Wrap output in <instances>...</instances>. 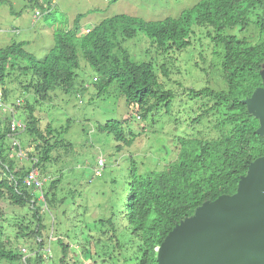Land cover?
Here are the masks:
<instances>
[{"label": "trees", "instance_id": "16d2710c", "mask_svg": "<svg viewBox=\"0 0 264 264\" xmlns=\"http://www.w3.org/2000/svg\"><path fill=\"white\" fill-rule=\"evenodd\" d=\"M80 17L77 14L69 28L53 32V44L40 59L25 51L22 42L0 48V94L5 100L8 97L9 88L4 86L7 80L9 84L17 82L24 98L23 124L19 126L22 131L13 134L24 131L33 142L27 152L28 164L18 165L17 158L10 155L12 146L6 143L11 132L9 116L0 115V201L7 200L19 209L30 210L34 222L31 228L20 220L10 227L14 238L26 236L32 240L34 237L38 245L32 256L25 255L18 249L19 242L15 247L10 246L0 224V262L43 264L47 257L42 256L41 232L48 227L41 218V204L43 211L60 204L64 207L67 194L74 197L80 184L78 178L71 177L74 166L69 165L75 163L74 157L70 162L61 157V150L66 155L73 149L71 141L63 137L71 121L67 119L65 125L53 126L46 120L41 128L40 117L34 114L35 104L50 101L51 91L56 88L63 93L78 94L84 88V81L78 79L79 70L90 68L93 71L90 82L97 95L115 84L125 100L128 110L125 118L109 119L95 127L98 132L112 135L117 141L115 151L120 154L121 145H129L134 137L129 133V138H125L122 123L132 116L152 117L162 107L167 112L176 97L159 81L153 55L160 56L162 61L157 69L168 76L167 64L172 58L169 54L188 48L194 28L200 27L214 45H222L219 69L225 88L203 86L188 90L191 97L205 99L191 122H201L209 115V133L183 131L172 146L174 159L160 168L141 172L129 158L122 177L112 179L116 185L121 183L122 189L107 201L109 214L91 220L92 226L98 227L99 236L117 246L121 245L120 237L124 234L119 226L129 230L128 243H134V248L127 260L132 264H157L155 248L166 234L181 220L194 215L202 203L233 194L240 179L247 174L248 165L264 156V134L258 132L259 116L244 103L257 89L264 88V0H199L176 17L166 16L155 21L116 14L87 28V32H80ZM249 26L256 30L253 42L242 35ZM137 32L143 36L146 50L152 53L149 61L132 58L123 47ZM21 76L23 80H19ZM13 146L17 148L15 143ZM60 157L61 173L49 170L47 164L52 165ZM31 171L37 174L35 181L27 182ZM64 171L71 177L67 178L71 186L65 195H59ZM54 219L49 223L50 228H54ZM62 240L57 238L61 246L59 264H75L65 259L68 245ZM86 242L92 243L88 237ZM75 246L80 244L76 242Z\"/></svg>", "mask_w": 264, "mask_h": 264}, {"label": "rangeland", "instance_id": "374dc122", "mask_svg": "<svg viewBox=\"0 0 264 264\" xmlns=\"http://www.w3.org/2000/svg\"><path fill=\"white\" fill-rule=\"evenodd\" d=\"M51 1L2 0L0 48H5L12 42H22L25 51L40 59L53 44V32L69 28L77 14L81 15L78 21L80 32H87L88 29L85 27L94 26L116 14L137 16L148 21L163 19L166 16L176 17L182 10L191 7L199 0H55V3L47 9L45 5ZM35 11L41 14L37 19L34 15ZM194 30L195 34L188 48L169 54L172 58L167 64L168 76H163L157 69L162 61L160 56L153 55L154 71L159 81L165 88L173 91L176 97L167 107V112L162 107L152 117L149 115L145 119H137L136 116H132L126 123H122L121 129L125 133V138H129V133L134 137L129 145H121L120 154L115 151L117 141L112 135L98 132L95 127L98 123L102 124L109 119L125 118L128 114L125 100L115 84H111L103 94L97 95L94 85L90 82L93 74L90 68L81 67L79 70L78 79L84 81V88L78 94L63 93L61 89L56 88L51 91L50 101L35 104L34 114L40 117L41 128L46 120L53 126L65 125L67 119L71 121L63 137L71 141L73 149L66 155L61 150V157L65 162H70L72 156L74 157L76 164L69 165L74 166L71 177L78 178L76 180L80 182L76 186L74 197L67 194L65 204L62 205L64 207L61 208L60 204L56 208L43 211L44 206L41 204V218L48 227L41 232L44 253L42 256L47 257L43 264H59L61 246L57 243V238H62V241L68 245L65 259H70L75 264H132L127 260L134 248V243H128L129 230L126 231L123 226H119L124 234L120 237L121 245L117 246L114 243H106L103 237L99 236L98 227L92 226L91 220L109 214L107 201L119 194V188L122 189L121 183L116 185L112 183V179L119 180L122 177L129 164V158L133 159L141 172L160 168L164 163L174 159L175 151L172 146L175 139L183 135V131L191 134H196L197 131L209 133L210 124L207 119L211 118L209 115L201 122H191L199 113L205 99L191 97L188 90L203 86L216 90L225 88L219 69L222 45H214L206 36L204 29L195 27ZM242 35L253 42L256 30L249 26L248 31ZM123 47L136 60L149 61L152 58V53L146 50V43H143V36L139 32L135 37L126 40ZM262 77L264 82V69ZM23 79L24 77L21 76L19 80ZM16 83L9 84L5 80L4 86L9 88V95L5 101L14 108L12 103L16 98H20L21 103L14 110L16 119L22 122L24 98ZM48 93L50 94V91ZM0 115L4 117L7 114L0 109ZM42 116L45 118L42 119ZM13 138L26 152L33 146L32 138L22 132L10 138L11 141H6L12 146L10 155L17 158L18 165L28 164L27 154L23 160L16 154ZM61 157L58 161H52V165L48 163V169L61 173ZM101 159L104 160L105 165L100 170L101 175H98L96 169L99 167L98 160ZM32 174L34 178L37 175ZM68 175L69 173L64 171V178L59 184V195H65V191L71 186L68 182L70 180L67 179ZM30 180L27 179L29 182ZM52 217L55 218L54 228L49 227ZM16 220L28 224L30 228L34 224L30 210L19 209L7 200L0 201V224L4 226L3 233L8 236L10 246L15 247L19 242L20 252L24 251L25 255L32 256L38 249L37 238L33 237L32 240L26 236L14 238V231L10 225ZM86 237L92 243L86 242ZM76 242L80 244L79 247L75 246ZM0 264L6 263L0 262Z\"/></svg>", "mask_w": 264, "mask_h": 264}, {"label": "water", "instance_id": "95a60500", "mask_svg": "<svg viewBox=\"0 0 264 264\" xmlns=\"http://www.w3.org/2000/svg\"><path fill=\"white\" fill-rule=\"evenodd\" d=\"M244 103L264 134V88ZM155 249L157 264H264V156L248 165L233 194L202 203Z\"/></svg>", "mask_w": 264, "mask_h": 264}, {"label": "bare ground", "instance_id": "6f19581e", "mask_svg": "<svg viewBox=\"0 0 264 264\" xmlns=\"http://www.w3.org/2000/svg\"><path fill=\"white\" fill-rule=\"evenodd\" d=\"M53 3H55V0H52L51 3H48L47 5H45V7H46L47 9H49L50 6H51ZM47 6H48V7H47ZM38 11H40V10H38ZM38 11H35V12H34V15H35L36 12H38ZM20 101H21L20 98H16L15 101H14V103H12V105L15 106V105L19 104ZM14 108H15V107H14ZM14 108H13L10 104L6 103L5 99H4V98L2 97V95L0 94V109H1V111H2L3 113H6V114L9 116V120H10V122H9V127H11L10 125H11L12 122H14L15 125H16L15 130H14V131H11L10 134H9V137H10V138H12L13 136H15V134H13V133H16V132L22 131V129H19V126H21V125L23 124L22 122H20L19 120L16 119ZM10 130H11V128H10ZM23 132H24V131H23ZM20 133H22V132H20ZM13 140H14V138H13ZM14 143L17 145V148H16V152H17V153H16V154L18 155L19 158L24 159V156H25V154H27L28 151L26 152V150H24V149L21 147V145H20L16 140H14ZM24 151H25L26 153H25ZM99 161H101V163H99ZM98 166H99V167L96 169V173L98 172L97 174L100 173L101 168L104 166V160H103V159L98 160Z\"/></svg>", "mask_w": 264, "mask_h": 264}, {"label": "built area", "instance_id": "2783aa9c", "mask_svg": "<svg viewBox=\"0 0 264 264\" xmlns=\"http://www.w3.org/2000/svg\"><path fill=\"white\" fill-rule=\"evenodd\" d=\"M39 15H41V14H38V12H36V14H35V19H37V17L39 16ZM11 127V131H14L15 130V127H16V125H15V123L14 122H12L11 123V125H10ZM99 163H101V161H99ZM32 173H35L34 171H31L30 172V175H29V179H31L32 181H35V178H34V176H33V174ZM28 182V181H27ZM36 184H37V182H35Z\"/></svg>", "mask_w": 264, "mask_h": 264}, {"label": "crops", "instance_id": "0c3cea01", "mask_svg": "<svg viewBox=\"0 0 264 264\" xmlns=\"http://www.w3.org/2000/svg\"><path fill=\"white\" fill-rule=\"evenodd\" d=\"M85 29H87V27H85Z\"/></svg>", "mask_w": 264, "mask_h": 264}, {"label": "clouds", "instance_id": "9594fccd", "mask_svg": "<svg viewBox=\"0 0 264 264\" xmlns=\"http://www.w3.org/2000/svg\"><path fill=\"white\" fill-rule=\"evenodd\" d=\"M45 14H47V13H45Z\"/></svg>", "mask_w": 264, "mask_h": 264}]
</instances>
